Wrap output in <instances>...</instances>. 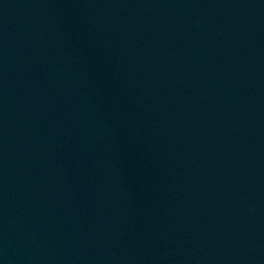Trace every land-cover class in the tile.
I'll use <instances>...</instances> for the list:
<instances>
[{
    "label": "water",
    "instance_id": "obj_1",
    "mask_svg": "<svg viewBox=\"0 0 264 264\" xmlns=\"http://www.w3.org/2000/svg\"><path fill=\"white\" fill-rule=\"evenodd\" d=\"M0 264H264V0H0Z\"/></svg>",
    "mask_w": 264,
    "mask_h": 264
}]
</instances>
